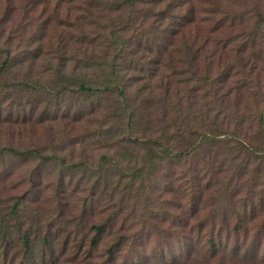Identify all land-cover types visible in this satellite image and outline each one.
I'll list each match as a JSON object with an SVG mask.
<instances>
[{"label": "trees", "instance_id": "1", "mask_svg": "<svg viewBox=\"0 0 264 264\" xmlns=\"http://www.w3.org/2000/svg\"><path fill=\"white\" fill-rule=\"evenodd\" d=\"M260 1L109 0L113 12L127 8L133 16L138 8L136 17L127 19L134 26L150 20L144 39L135 42L141 40L148 55L136 62L135 57L120 59L118 65H126L116 71L115 66L107 71L99 68V85L107 92L116 91L119 98L129 88L120 83L122 72L141 73L137 80L145 82L141 88L148 93L145 102L139 110L118 115L114 135L141 148V157L131 166L123 165L124 159L115 161V175L129 182L115 202L114 215L105 225H93L90 239L71 238L50 228L44 232L21 207L20 197H10L7 203L0 199V264H83L92 257L105 226L127 211L130 214L129 208L134 210L142 198L147 210L164 209L165 220L166 213L179 211L172 220L184 234L180 240L187 241L175 247L181 255L189 257L198 247L207 249L208 257L228 255L247 264H264V4ZM136 2L145 5L140 9ZM83 5L95 8L94 0ZM152 30L160 34L151 35ZM121 38H111L110 46ZM28 60L0 44V75ZM41 88L45 86L19 80L0 82V102L7 94L16 95L8 108L0 106V120L17 124L26 119L27 108L31 116L32 111L42 116L52 100L61 102L63 91L20 101V93ZM95 90L85 82L78 89L82 94ZM7 157L43 158L35 149L0 148V164ZM133 198L135 204L127 203ZM121 242L110 248L109 259L121 250Z\"/></svg>", "mask_w": 264, "mask_h": 264}, {"label": "rangeland", "instance_id": "2", "mask_svg": "<svg viewBox=\"0 0 264 264\" xmlns=\"http://www.w3.org/2000/svg\"><path fill=\"white\" fill-rule=\"evenodd\" d=\"M84 1L91 0H0V44L12 55L29 58L21 68L1 74L0 82L19 80L45 86L36 92L20 93L23 103L36 96L45 97V93L53 96L51 92L63 91L61 102L52 100L51 108L42 116L32 111L31 118L27 108L26 119L17 124L0 120V148L35 149L43 157L4 159L0 164V199L7 203L10 197H20L21 207L44 232L50 228L53 233L71 238L90 239L95 233L92 226L105 225L114 215L115 202L119 203L121 189L129 182L115 175V161L124 159L123 165L131 166L142 154L141 148L114 137L118 115L125 110H139L148 95L141 92L145 82L137 80L141 73L132 69L122 72L120 83L129 85L123 98L116 91L107 92L104 85H99V68L107 71L115 66L116 71L126 65L119 66L120 59L135 57L136 62L148 55L141 40L135 42L144 39L150 20L145 18L146 22L134 26L127 20L132 10L113 12L109 0H94L95 8H90L83 5ZM260 2L264 4V0ZM136 4L140 9L145 5ZM196 16L201 18L203 14ZM159 34L160 30L151 32ZM112 36L123 38L110 46V39L115 38ZM130 50L133 56H121ZM60 65L62 72L58 73ZM84 82L95 87V92L80 93L79 85ZM13 96L7 94L0 102L1 108H8ZM130 201L136 202L134 198L127 203ZM147 207L142 198L134 210L129 208L130 214L127 211L107 224L92 257L83 264H247L228 255L208 257V250L198 247L189 257L181 255L175 247L187 241L172 220L179 211L166 213L165 220L164 209ZM120 240L121 250L109 259L110 248Z\"/></svg>", "mask_w": 264, "mask_h": 264}]
</instances>
